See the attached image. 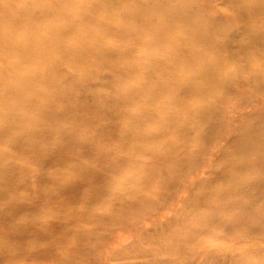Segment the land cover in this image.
<instances>
[{
    "label": "rangeland",
    "instance_id": "rangeland-1",
    "mask_svg": "<svg viewBox=\"0 0 264 264\" xmlns=\"http://www.w3.org/2000/svg\"><path fill=\"white\" fill-rule=\"evenodd\" d=\"M76 1L79 0H17V8H24L27 14L18 20L21 28L13 38V53L6 61H0L3 67L12 70L10 78L18 72L28 73L36 68L31 62L35 51L30 52L29 60L15 64L22 52L19 49L25 47L19 41L22 34L44 23L59 22L61 18H64V22L73 23L79 17L76 15ZM86 1L89 3V0ZM191 1L189 7L184 6L180 10L175 28L170 32L152 30V25L161 18L159 15H140L135 26H145V29L137 35H132L131 21L121 10L123 8L112 7L117 13L118 23L130 31L120 29L118 34L104 37L106 45L99 50L101 67L93 72L92 80H88L84 88L76 90L78 100L75 105L80 111L77 119L81 125L76 137L81 143L90 135L89 129L114 124L118 127L110 135L111 138L123 135V126L132 131L137 129L126 118L135 110V102L121 106L124 88L130 86L133 80L122 81L123 78L114 70V63L124 67L134 64L135 57L129 51L142 53L146 50L142 45L149 38H154V44L148 50L154 54L162 51L165 54L161 65L167 62L165 58L173 57L184 69L191 67L195 71L191 80L163 88L155 93L154 98L158 101L168 96L176 101L202 102L209 108L219 104V111L213 113L210 110L199 120H186L183 125L189 129L183 135L171 126L175 116L173 106L166 108L157 102L150 109L158 111L159 116L147 118L139 124L141 132L138 139L143 144L151 145L148 149L152 155L150 167L143 164L144 159L138 158L132 178L136 181L127 192L145 193L153 199L143 204H140V200H134L133 211L128 205L112 198L107 204L113 209L106 211L105 205L97 204L94 194L92 197L85 192L72 198L65 191V183L49 179L47 173L48 169L63 172L56 166L62 162L57 160L43 168L41 164L49 163L50 156L47 151L36 149L30 155L37 166V171L30 173L35 179L31 184L39 177L41 185L26 190V195L37 200L38 204L47 205L45 209L51 212L50 217L60 214L59 219L63 222L55 226L57 233L51 230L48 238L29 236L18 240L13 235L14 226L26 223L34 215L10 212L8 203L22 199V195L21 190L13 192L15 196L9 193L0 200V211L6 210L11 216L7 220H0V264H264V37L262 30L253 26L251 11L244 6L243 0ZM259 1L263 2L261 6L264 8V0ZM190 9L200 10L201 16L209 17L212 23L202 30L189 29L186 25L192 21L187 19ZM0 12H6L5 16L12 15L9 10ZM102 16L103 11H97L96 22ZM184 19L187 21H180ZM92 24L71 29L62 35V40H71L76 32ZM5 25L0 20V37L5 32ZM226 26L228 33L224 31ZM180 39L182 42L177 49L167 46L169 40L174 45ZM38 40L39 37L35 36L29 44L35 45ZM117 42L119 52L116 47H111ZM206 56L222 64L215 69L219 75L237 77L231 90L223 91L218 85L213 87L216 95L199 92L200 87L213 86L214 83L200 67V62ZM185 61L188 64H181ZM176 70L175 65L170 72L156 70L155 76L167 84ZM27 84V90L21 89L8 95L4 104L0 105V126L7 128L0 144L2 150L9 146L20 129L24 130L22 125L29 123L28 111L31 109L28 102L37 99V91L41 88L32 82ZM33 89L35 96H32ZM43 89L47 93L56 90L52 85L43 86ZM62 103L58 99L55 101L59 109ZM145 109H149V106L146 105ZM84 111L91 112V124H87ZM50 121V118H43L40 124L48 128ZM159 123L167 134L165 144H159L157 136L153 135ZM13 124L19 129L13 128ZM120 140L119 144L124 149L118 152L119 157L138 151L139 146L129 148L130 138L126 137L127 141L121 143ZM80 147L83 153L89 150L88 146ZM142 147L146 153V147ZM93 149L102 155L92 160L93 165L102 171L108 164L116 169L108 171L107 176L103 175L106 176L102 178L107 182L106 186L111 179L117 181L129 177L131 169L128 166L120 165L117 169L113 161L111 163L106 159V151L112 147L99 141ZM38 160L41 162L38 163ZM75 169H80V166ZM151 169H160L165 173L156 175ZM167 174L173 177L170 179ZM139 206L147 210L141 211ZM41 209L44 208L39 211ZM86 212L99 214L104 219L102 222L81 219L80 213ZM46 221L50 222V219L47 217ZM45 226L40 225L37 229ZM24 246L34 248V256L23 252ZM37 250L45 253L38 254Z\"/></svg>",
    "mask_w": 264,
    "mask_h": 264
},
{
    "label": "bare ground",
    "instance_id": "bare-ground-1",
    "mask_svg": "<svg viewBox=\"0 0 264 264\" xmlns=\"http://www.w3.org/2000/svg\"><path fill=\"white\" fill-rule=\"evenodd\" d=\"M28 2V0H24ZM41 0H38L40 2ZM17 0H4L0 2V10H9L12 15L5 16L6 12H0V20L6 23L3 27L5 32L0 37V61L4 62L10 58L9 54L13 53L14 47H12L13 38L16 32L21 28L18 23L19 18L22 19L26 15L24 8H17ZM191 0H86L76 1V12L79 17L72 22H64V18L56 23H44L33 29H29L26 33H23L19 41L25 44L21 52L20 57L15 61L18 65L24 60H29L30 52H34L31 56V62L36 68H33L31 72L20 73L18 72L15 77L10 78V73L7 67H3L0 64V105L4 104V101L8 95H11L19 90H27V82H32L38 85L41 90L37 91V99L30 100L28 105L30 106L29 123L23 124L20 129V133L15 134L9 146L5 150L0 149V200L4 199L9 193L21 190L22 199L15 200L8 203L10 212H27L34 215V218L28 220L24 224L15 225L13 235L18 240L22 241L29 236H36L39 238H48L51 235V230L55 231V226L63 222L59 219L60 214L50 217L51 212L45 209L47 205L38 204L37 200L27 197L26 190H30L31 187H38L41 185L39 177L36 178L34 184L31 181L35 180L30 176V173L37 169L36 164L30 158V155L36 150H45L50 156L49 163H42L41 167L45 168L50 166L53 162L59 160L62 163L56 165L61 171H52L48 169L47 173L50 176L49 179L55 181H63L66 185V193L72 195H79L82 192L89 194L97 200V204L105 205L106 211H111L113 207L108 205L109 199L121 202L120 204L128 205L129 209L133 211L135 206L134 200H140V204L145 202H151L153 198H150L145 193H128L127 189L136 181L132 179L136 172V165L139 162L138 158L144 159V165L149 168L152 155L149 153V147L151 145L143 144L140 139L141 129L139 124L150 117H158L159 112L150 110L153 106L159 102L166 108L173 106L175 110V116L171 122V126L181 134L186 135L188 133V126L185 127L183 123L190 120H199L204 117L210 110L213 113L219 111L220 105L214 107H207L202 102L188 103L183 101H176L171 97H164L160 100L154 98L155 93L159 92L163 88H170L177 83L191 80L195 76V71L189 67L188 70L180 66L176 59L173 57L165 58L167 61L161 65L164 52L152 53L148 50V47L153 45L154 38H149L142 47L144 50L142 53H135L129 51L135 57V63L130 66H122L119 63H114V70L119 74V77L124 80H133L130 86L124 88V92H118L123 95V101L121 106L135 102V110L131 112L126 118L130 124H135L137 129H132L123 126L124 132L119 138H111L117 125H110L103 128L89 129L90 135L87 136L81 143H79L76 133L78 128L81 127L77 114L80 112L75 102L78 100L76 90L84 88L88 83V80H92L90 77L96 69L101 67L99 64V50L106 45L103 39L108 34H118L120 29L124 31L129 29L123 28L118 23L117 13L112 10V7H122L123 12L126 13V17L130 20V29L132 35H137L144 31L145 26L137 28L135 23L141 18L140 15L147 13L161 17L157 21V24L152 25V30L157 32L171 31L175 28L177 23V17L180 16V10L184 6H190ZM263 2L259 0H243V4L246 8H249L252 14L253 26L262 30L261 35L264 37V8L261 6ZM41 8V7H40ZM99 10L103 11L101 18L95 19V13ZM242 17V16H241ZM191 21L186 26L191 30H202L204 27H208L212 21L209 17L201 16L200 10L190 9V14L187 18ZM187 21V20H180ZM86 23H93L89 27L82 28L74 37L64 42L62 35L68 33L71 29L82 26ZM186 31V30H185ZM225 33L229 32L228 27H224ZM187 32V31H186ZM200 33V32H199ZM38 36L39 40L35 45L29 44L33 37ZM136 42V41H134ZM177 42L173 45L172 40H169L167 46H173L178 48ZM139 43V42H138ZM136 42V44H138ZM119 42L115 45L111 44V47H116L119 52ZM140 45L142 43H139ZM134 49V48H133ZM15 57V56H14ZM72 60V63H69ZM181 64H188V62H181ZM177 66V70L172 75L167 84H163L159 77L155 76L156 70H162L163 72H170L171 68ZM191 65V63H190ZM221 63L213 62L208 56L204 57L200 62V67L204 69L213 80V86L200 87L199 92L204 95H216V91L213 87L221 86L223 91L231 90L237 77L229 74L219 75L215 69ZM124 67V68H123ZM160 68V69H159ZM122 69V70H121ZM238 74L239 71L236 70ZM137 76L136 79H133ZM117 79L118 76L116 75ZM94 80V79H93ZM69 82V83H68ZM122 83V82H121ZM52 85L56 89L55 92L47 93L43 86ZM91 91L90 89H86ZM32 96H35L34 89L32 90ZM53 100L52 101H50ZM56 99L63 101L61 109H59L55 101ZM55 100V101H54ZM162 101V102H161ZM52 102V103H51ZM51 103V104H50ZM146 105L149 109H145ZM145 107V108H144ZM118 111L117 108H113ZM87 117V124H91L93 117L90 111H84ZM104 115V113H101ZM51 115V116H49ZM50 118L48 128H45L40 124L41 119ZM56 119L52 124L53 119ZM22 123V122H21ZM13 128L19 129L14 124ZM163 125L161 123L156 125L153 135L157 136L159 144H165L167 134L163 131ZM7 132V128L0 126V144L2 136ZM130 138V147H138L139 149L135 154L119 157L118 152L124 149L119 144L123 141H127ZM184 138V137H183ZM105 142L106 145L112 149L106 151L108 156L106 159L115 166L121 165L128 166L131 169L129 177L124 180H113L106 186V178L108 171H116L110 164L105 165V170H99L93 165L92 160L97 156H102L100 152L94 150V146L97 142ZM144 145L146 147V153L144 152ZM80 146H88L89 150L85 153L81 150ZM10 147L9 150H7ZM45 147V148H44ZM113 153V154H112ZM41 160H38L40 163ZM80 166V169H75ZM37 171V170H36ZM106 171V172H105ZM156 175L165 173L158 169H151ZM106 175V176H103ZM171 179L172 174H167ZM113 178V177H112ZM107 180V179H106ZM105 184V186H98ZM15 196V195H14ZM40 208L41 209L39 211ZM56 210L57 207L55 206ZM141 211L147 210L146 207H138ZM108 216V215H104ZM11 216L4 210L0 211V220H7ZM50 219V222L46 221V218ZM80 218L87 221L102 222L103 216L99 214L80 213ZM47 225V227L45 226ZM45 226L46 228H39V226ZM31 228V229H30ZM62 228V227H61ZM29 230V231H28ZM57 233V231H55ZM62 235V233L59 231ZM54 234V233H53ZM64 234H66L64 232ZM83 238V237H80ZM23 252L28 254H35V249L24 246ZM38 254L45 253V251L37 250Z\"/></svg>",
    "mask_w": 264,
    "mask_h": 264
}]
</instances>
